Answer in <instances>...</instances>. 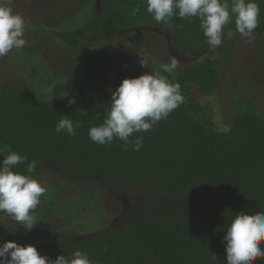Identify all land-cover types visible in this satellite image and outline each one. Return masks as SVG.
Here are the masks:
<instances>
[{"label":"trees","instance_id":"1","mask_svg":"<svg viewBox=\"0 0 264 264\" xmlns=\"http://www.w3.org/2000/svg\"><path fill=\"white\" fill-rule=\"evenodd\" d=\"M90 1L88 20L66 30L54 29L76 16L88 0H52L55 14L50 8L38 10L36 20L44 22L52 40L70 51L90 48L62 65L54 60L60 53L51 52L48 59L35 45L37 56L63 80L44 100L20 82L0 80V163L13 151L37 161L35 173L29 174L26 164L14 169L45 188L30 211L34 220L54 194L49 173L76 184L81 200H102L113 218L76 236L54 226L51 236L33 246L53 260L80 250L93 264H227L223 237L235 214L264 211V112L238 95L233 115L222 124L216 110L202 104L201 95L211 97L221 90L223 73L214 55L217 48H209L199 18L174 17L170 25L158 24L147 12L146 0ZM256 3L260 27L254 35L263 40L264 0ZM136 6L140 11L133 16ZM233 26L234 18L223 39ZM129 35H139L138 46L116 53V40ZM155 43L178 61L173 73L151 64L158 56L152 54ZM156 71L180 84L184 102L152 130L133 134L144 138L139 151L125 150L118 139L111 147L93 143L89 128L103 122L112 91L123 79ZM97 114L100 119H94ZM61 116L81 123L76 136L55 132ZM22 225L0 212V244L20 245L8 234L21 233ZM255 264H264V257Z\"/></svg>","mask_w":264,"mask_h":264},{"label":"clouds","instance_id":"2","mask_svg":"<svg viewBox=\"0 0 264 264\" xmlns=\"http://www.w3.org/2000/svg\"><path fill=\"white\" fill-rule=\"evenodd\" d=\"M147 12L160 24L170 25L174 17L181 19L199 18L200 28L210 49L222 44L225 26L234 18L236 31L251 43L254 31L260 27V8L256 0H146ZM12 0H0V57L12 49H22L26 44L24 18L15 13L10 6ZM139 6L132 10L135 16ZM145 67V61L140 60ZM178 61L173 57L169 63L160 65L165 73H173ZM110 109L106 111L103 122L89 128L90 140L98 145L111 147L114 139L123 141L125 150L129 147L139 151L143 146V136L134 133L148 132L183 102L179 83H172L159 71L123 79L111 93ZM75 100H69V104ZM94 119H100L97 114ZM79 121L73 122L69 116H61L55 126L56 133L76 136ZM26 164L29 174L35 173L37 161L18 152H10L0 163V211L8 213L16 222L33 228L34 217L30 214L40 203L45 188L31 175L14 169ZM227 264H255L264 257V211L249 215L235 214L227 226L223 237ZM107 252V246H105ZM215 257V255H214ZM216 258V257H215ZM0 264H93L86 252L76 250L70 255H60L56 259L41 256L33 245H18L7 241L0 244Z\"/></svg>","mask_w":264,"mask_h":264},{"label":"rangeland","instance_id":"3","mask_svg":"<svg viewBox=\"0 0 264 264\" xmlns=\"http://www.w3.org/2000/svg\"><path fill=\"white\" fill-rule=\"evenodd\" d=\"M41 1L47 3L42 4ZM51 2L52 0H12L10 6L13 11L20 14L24 18L25 24L29 25V27H25L23 36L26 44L22 49L14 48L6 56L0 57V80L20 82L32 96L36 98L45 96L41 98L42 100L50 96L51 88L63 80H59L61 77L55 75L49 68L47 60L45 62L37 56L35 45L42 47L48 59L49 53L55 52L56 56L60 53L61 56L59 55L54 60L62 65L69 64L71 57L90 48L88 45L80 50L70 51L66 45L52 40L51 33L44 30V22L36 20L39 9L45 11L50 8L53 14L56 13ZM92 9L93 1L88 0L76 16L65 20L54 30H66L82 25L90 17ZM53 14L50 13L49 16H53ZM129 36L116 40L114 45L116 53L119 51L126 53L135 45L138 46L139 39L137 37L139 35ZM261 36H264V28ZM262 38L263 40L260 35H254L253 42L249 43L247 38H243L236 31V26H233L214 53L221 64L222 88L211 97L201 95L200 101L204 105L209 104L216 110L222 124L233 115V103L238 95L255 102L264 112V37ZM155 44L157 46L154 44L153 46L156 52L154 51L152 54L158 56H154V61L152 60L151 64L155 66L156 64L169 63L170 57L161 52L164 48H161L159 43ZM48 182L53 186L54 194L43 206L38 220L33 221V228L26 230V225L23 224L21 233L10 232L8 234L10 238L17 239L21 246L34 245L43 237L51 236L50 229L54 226L59 227L70 236H76L86 233L91 228L97 230L111 222L113 215L105 211L102 200L95 203L81 200L79 197L81 190L78 186L63 180L54 173H49Z\"/></svg>","mask_w":264,"mask_h":264}]
</instances>
